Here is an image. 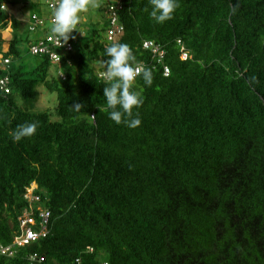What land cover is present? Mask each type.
Instances as JSON below:
<instances>
[{"label":"trees","instance_id":"trees-1","mask_svg":"<svg viewBox=\"0 0 264 264\" xmlns=\"http://www.w3.org/2000/svg\"><path fill=\"white\" fill-rule=\"evenodd\" d=\"M101 1L100 20L78 25L55 65L31 55L39 37L20 34V21L3 38L5 10L28 3L0 0V55L10 62L0 66L10 89L0 90V244H13L30 210L37 222L38 207L50 211L47 236L0 264H264V0H177L162 24L149 0H119L123 35L113 41L112 0ZM113 43L152 73L150 86L136 80L135 129L105 111L98 74ZM40 86L56 95V120L31 108ZM33 122L35 135L13 142ZM33 184L40 201L30 208Z\"/></svg>","mask_w":264,"mask_h":264},{"label":"clouds","instance_id":"clouds-1","mask_svg":"<svg viewBox=\"0 0 264 264\" xmlns=\"http://www.w3.org/2000/svg\"><path fill=\"white\" fill-rule=\"evenodd\" d=\"M152 10L150 17L156 23L162 24L171 20L178 7L177 0H149ZM98 7L96 0H56L51 6L50 32L59 47L67 44L70 39H75L74 31L78 32L84 14L90 9ZM107 57L102 63L104 71L100 77L108 86L103 88V96L106 99L105 111L109 118L116 124H125L129 128H137L141 124L138 113L143 104L140 92L135 90L138 77H142L148 86L152 84V73L147 67L136 63V57L127 44L113 43L105 50ZM77 110L81 105L74 106ZM38 125L25 123L19 125L11 133L13 142H19L22 138L35 135Z\"/></svg>","mask_w":264,"mask_h":264},{"label":"built area","instance_id":"built-area-1","mask_svg":"<svg viewBox=\"0 0 264 264\" xmlns=\"http://www.w3.org/2000/svg\"><path fill=\"white\" fill-rule=\"evenodd\" d=\"M47 8L49 9L50 15L49 17H39V16H33L32 22L29 25V31L33 34L37 32H44L45 28L47 26H51V12L52 8L51 6L56 3V0H45ZM119 5V0H112V4L108 6V17L110 19V27L108 31V39L113 41L117 40L119 37L123 35V27L119 25L118 23V17L116 13V7ZM5 9V8H3ZM41 38L38 39V44L33 45L30 49V53L32 56H48L50 61L53 62V64L58 65L60 63V55L58 54L57 50H64L65 53H70L73 50L72 44L67 43L63 45L62 47H59L55 39L52 37V34H43ZM143 47L145 50H151L152 54L157 58L156 61L158 63H162L163 61V51L156 46L153 43H144ZM187 54L183 53L182 60L187 59ZM9 61L3 59V57L0 55V66H7L9 65ZM164 75L167 77L169 75V70L167 68H164ZM98 77H100V73L98 74ZM0 90L5 94H10L9 89V79L2 78L0 79ZM32 186H35V188H31ZM25 194V199L30 203V208L32 207L33 203L39 202L40 198L35 196V191L37 190V186L33 184ZM30 213H26L20 220V233L18 236L15 237L14 242L11 246H2L0 244V256L1 257H11L13 256V248L15 247H24L30 242H35L39 238H44L48 234V225H49V219H50V211L47 209H42L41 207L37 208L38 211V218L39 222H37V219L35 217L34 211L30 210ZM40 227L39 232L33 231L32 227L36 226ZM35 257L33 260H35ZM42 261V260H41ZM78 262V261H76ZM101 264H107V263H101Z\"/></svg>","mask_w":264,"mask_h":264},{"label":"rangeland","instance_id":"rangeland-1","mask_svg":"<svg viewBox=\"0 0 264 264\" xmlns=\"http://www.w3.org/2000/svg\"><path fill=\"white\" fill-rule=\"evenodd\" d=\"M26 2L28 4L22 10H20L21 6L19 5H16V7L15 6L9 7L8 9L5 10V13L9 16V25L7 26L6 31L3 33L4 39H10L14 34V32L11 29V22L13 20L20 21V25H22L20 30V34H21L26 30V27L29 28L28 26L32 22V17L34 15H39L40 13H42V11L43 12L46 11L47 14L49 13L48 10L45 9V5H46L45 0H26ZM96 2L98 4V7L103 3L101 0H96ZM98 7L92 8L89 10L88 13L84 14V17L81 23L79 24V28L81 29L80 32H83L85 30V26L88 27L90 26L91 23L93 22L96 23L100 20ZM52 71H54V69ZM36 93L37 95L35 97V101L32 102L31 108L34 111H50L54 117V120H56V116L54 112L55 107L57 105L56 95H51L42 86L38 87ZM31 188L33 189L35 188V186H32Z\"/></svg>","mask_w":264,"mask_h":264},{"label":"crops","instance_id":"crops-1","mask_svg":"<svg viewBox=\"0 0 264 264\" xmlns=\"http://www.w3.org/2000/svg\"><path fill=\"white\" fill-rule=\"evenodd\" d=\"M45 9H47L48 12H49V9L47 8L46 5H45ZM39 15H40L41 17L46 18L47 15H50V12L47 14L46 11H45V12L42 11V13H40ZM34 16H38V15H34ZM48 17H49V16H48ZM28 27H29V26H28ZM26 29H28V28L26 27ZM33 36H35V38L37 39L38 37L41 38L43 35L41 34V32H39L38 34H34Z\"/></svg>","mask_w":264,"mask_h":264}]
</instances>
